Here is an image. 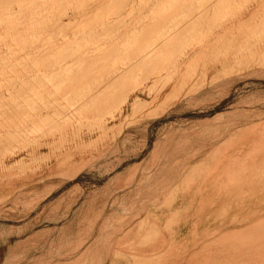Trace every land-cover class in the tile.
I'll use <instances>...</instances> for the list:
<instances>
[{"label": "rangeland", "instance_id": "rangeland-1", "mask_svg": "<svg viewBox=\"0 0 264 264\" xmlns=\"http://www.w3.org/2000/svg\"><path fill=\"white\" fill-rule=\"evenodd\" d=\"M51 1L0 0V264H98L207 149L264 130V0Z\"/></svg>", "mask_w": 264, "mask_h": 264}, {"label": "bare ground", "instance_id": "bare-ground-1", "mask_svg": "<svg viewBox=\"0 0 264 264\" xmlns=\"http://www.w3.org/2000/svg\"><path fill=\"white\" fill-rule=\"evenodd\" d=\"M58 2L48 5L56 7ZM99 7L90 9L97 14ZM90 9L82 15L91 13ZM71 19L72 15L66 17V23L55 20L49 27L63 29ZM259 126L242 130L207 149L183 179L168 190L163 201L147 202L138 211L139 216L120 231L114 251L106 248V257L98 259V264H105L108 258L111 264H264V130Z\"/></svg>", "mask_w": 264, "mask_h": 264}]
</instances>
